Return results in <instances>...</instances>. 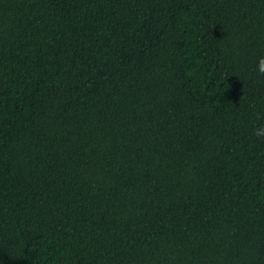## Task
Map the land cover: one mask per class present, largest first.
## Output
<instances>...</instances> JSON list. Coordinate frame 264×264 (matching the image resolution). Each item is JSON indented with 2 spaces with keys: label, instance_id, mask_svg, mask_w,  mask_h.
Masks as SVG:
<instances>
[{
  "label": "trees",
  "instance_id": "obj_1",
  "mask_svg": "<svg viewBox=\"0 0 264 264\" xmlns=\"http://www.w3.org/2000/svg\"><path fill=\"white\" fill-rule=\"evenodd\" d=\"M264 0H0V264H264Z\"/></svg>",
  "mask_w": 264,
  "mask_h": 264
},
{
  "label": "clouds",
  "instance_id": "obj_2",
  "mask_svg": "<svg viewBox=\"0 0 264 264\" xmlns=\"http://www.w3.org/2000/svg\"><path fill=\"white\" fill-rule=\"evenodd\" d=\"M256 69L258 73H264V55L258 57ZM257 136H264V129H257Z\"/></svg>",
  "mask_w": 264,
  "mask_h": 264
}]
</instances>
